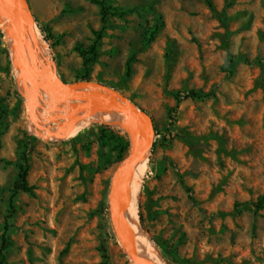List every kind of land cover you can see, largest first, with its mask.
Instances as JSON below:
<instances>
[{
  "label": "rangeland",
  "instance_id": "rangeland-1",
  "mask_svg": "<svg viewBox=\"0 0 264 264\" xmlns=\"http://www.w3.org/2000/svg\"><path fill=\"white\" fill-rule=\"evenodd\" d=\"M27 1L42 56L64 82L78 81L84 69L76 47L87 49L102 32L100 8L91 0ZM211 3L106 0L111 14L87 76L118 88L161 133L137 168L134 188L139 231L161 260L264 264V210L254 206L264 196V0ZM3 24L0 242L22 141L35 137L27 177L34 191L14 200L6 264H132L108 218L110 178L120 161L114 148L98 141L100 128L118 127L91 122L60 142L36 134ZM39 27L49 29V41ZM190 90L212 96L184 99Z\"/></svg>",
  "mask_w": 264,
  "mask_h": 264
},
{
  "label": "water",
  "instance_id": "water-1",
  "mask_svg": "<svg viewBox=\"0 0 264 264\" xmlns=\"http://www.w3.org/2000/svg\"><path fill=\"white\" fill-rule=\"evenodd\" d=\"M6 49L15 82L27 105L28 122L36 134L60 142L86 118L109 112L118 115V130L128 141L126 156L112 172L107 193L108 218L114 236L132 264H165L145 256L138 246V213L133 188L140 161L151 154L155 130L152 119L123 93L92 81L64 82L53 61L42 56L34 16L27 0H0ZM27 93L30 103L27 101ZM57 102L46 124L39 112L43 97ZM69 110L65 111L64 107ZM64 114H61L63 113ZM53 124L62 127L50 129Z\"/></svg>",
  "mask_w": 264,
  "mask_h": 264
},
{
  "label": "trees",
  "instance_id": "trees-1",
  "mask_svg": "<svg viewBox=\"0 0 264 264\" xmlns=\"http://www.w3.org/2000/svg\"><path fill=\"white\" fill-rule=\"evenodd\" d=\"M205 1L209 6H211L212 4L211 0H205ZM91 2L100 8V16H101V24H102V32H103V30L105 29L106 19L108 15L111 14L110 9L106 7V0H91ZM159 28H160V25H156L154 29L151 31L149 42L153 40V37L158 32ZM39 30L44 35L45 40L49 41L50 40L49 29L46 27H39ZM102 32L99 31L98 33H94L95 40L92 42L90 46H88L87 49L76 47V52L83 59V69H84V75L81 78H79L78 81H89L88 76H87L88 69L93 63H95L97 59V48H98L99 41L101 39ZM97 83H101L114 90L119 91L118 88L112 85L105 84L101 81ZM209 96H212V94L210 93V94L204 95L199 92L190 90L184 95V99L198 100L202 98H207ZM130 101L133 102L132 99H130ZM176 102L177 104L180 102V93L176 94ZM5 115H6V110L2 104V100L0 99V148H1V137L3 135V130H4L3 120H4ZM155 132H156V136L161 134L156 129H155ZM80 135L81 134H78L77 137L70 139V142H75L77 138H79ZM34 141H35V137L26 135L24 140L22 141V145L20 148L19 161H18V166H17V169H18L17 175L11 186V190H10L11 193H10L9 202H8V210H7V215L5 217V223H4V231L1 236L0 264H6V256L11 246L8 232L10 229L9 220L12 218V216L15 213L14 200L17 197V195L20 193L31 195L33 194V191H34V187L29 185L27 181L28 172H29V155L32 151V143ZM98 141L102 147L114 148V150H116L117 152L118 162L119 161L121 162V160L123 159V155L128 148V141L122 131L120 130L111 131L108 128H100L98 130ZM155 146H156V143H153V149L155 148ZM186 191L188 192V194L190 193V189L186 188ZM189 196L193 200V197L191 195ZM254 206L257 211L264 210V196L259 198ZM236 214H239V211H236ZM138 217H139L140 223H142V216L140 212L138 214ZM152 241L154 244L157 245V242L154 239H152ZM102 252H103L104 260H107L105 249H102Z\"/></svg>",
  "mask_w": 264,
  "mask_h": 264
},
{
  "label": "bare ground",
  "instance_id": "bare-ground-1",
  "mask_svg": "<svg viewBox=\"0 0 264 264\" xmlns=\"http://www.w3.org/2000/svg\"><path fill=\"white\" fill-rule=\"evenodd\" d=\"M45 96H46V98H45ZM45 96L42 99H43L44 102H45V100L47 102H45L44 109L40 110V112H39V115L41 117H42V113L44 112V119H43L44 121L40 117V120H41V122L43 124H46L48 122L49 118L54 115V112L57 109H59L57 107V102L55 100H53L52 98L48 97V95H45ZM44 98H45V100H44ZM27 101H28V103H30V98H29L28 93H27ZM46 105H47V108H46ZM64 109H65V111L66 110L68 111L69 107L65 106ZM65 111H63V113H61V114H64ZM51 113H52V116H51ZM91 122H98V123L111 125L113 127H118V115L115 114V113L109 112V113L98 115V116H95V117L86 118V119H84L82 122H80L78 125H76L74 127L73 131L70 133L69 136H67V138H69L71 136H74L76 133L81 131V129H83L86 124L91 123ZM60 127H62V124H61ZM145 160H146V157H144L140 161L139 166ZM138 175L136 176V179H135L134 188H135L136 182L139 179ZM134 188H133V197H134V201H135V204H136V193L134 192ZM138 229H140V228H138ZM138 246H139L140 252L142 254H144L145 256L150 257V258H152V259H154L156 261H161V257L159 256L157 250L154 248V246L149 242V240L139 230H138Z\"/></svg>",
  "mask_w": 264,
  "mask_h": 264
}]
</instances>
